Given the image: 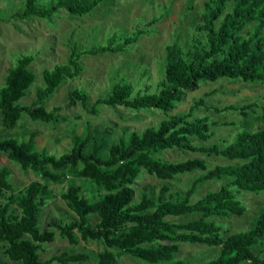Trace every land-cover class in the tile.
<instances>
[{"label":"trees","instance_id":"obj_1","mask_svg":"<svg viewBox=\"0 0 264 264\" xmlns=\"http://www.w3.org/2000/svg\"><path fill=\"white\" fill-rule=\"evenodd\" d=\"M105 0H25L24 8L16 16H37L50 19L60 9L72 15L92 12ZM168 9L155 15L145 26L137 25L129 34L114 32L106 43L88 48L74 42L66 62H58L43 71L44 85L37 89L32 105L19 101L33 85L36 74L30 65L37 54H21L15 66L9 68L0 87V115L6 128L17 126L24 112L34 120H56L61 106L47 109L43 102L67 79L79 76L84 70L82 56L105 53H125L150 26L161 20ZM251 26V28H249ZM240 79L244 82H264V0H205L202 21L187 48L166 45L164 76L153 88L152 84L137 87L122 78L110 92L100 96L88 107L89 94L85 89L69 91L67 105L79 101L96 112L100 104L112 107L126 106L132 110L158 109L167 113L160 123L148 126L143 132L132 131L128 137L105 145V135L96 130L72 136L70 149L56 155L46 146L38 148L36 134L27 139L0 138V155L25 170L41 175L32 180L18 195L10 182V169L0 166V249L8 258L22 264H63L82 262L93 257L92 264H114L118 257L130 254L148 263L187 264L176 259L181 243H202L220 247L217 256L203 264H264V208L250 229L222 233V226L212 217L224 218L231 214L244 215L245 205L238 198L241 191L259 194L264 191V128L240 129L235 137L221 146L218 143L199 144L194 139L210 140L215 135L216 121L208 114H198L201 107L215 112L238 111L248 116V110L257 113L264 105H211L207 101L214 91L196 98L185 112L169 114L177 102L206 81ZM264 120V113L261 114ZM228 122L224 124H232ZM169 148L218 155L229 163L208 168L201 157L168 161L157 153ZM142 170L162 180L176 175L204 171L185 190L171 192L164 183L156 195L144 190L135 199L132 188ZM60 193L66 205L77 215L74 220L51 222L59 235L70 243L100 241L104 250L61 253L46 260L40 259L42 244L53 242L57 232L42 229L39 212L57 196L50 184H64ZM230 178L217 190H210L194 199L200 183L210 179ZM16 204V207H13ZM199 214L197 218L175 221L173 217ZM255 248H259L258 252ZM0 264H5L0 256Z\"/></svg>","mask_w":264,"mask_h":264},{"label":"rangeland","instance_id":"obj_2","mask_svg":"<svg viewBox=\"0 0 264 264\" xmlns=\"http://www.w3.org/2000/svg\"><path fill=\"white\" fill-rule=\"evenodd\" d=\"M25 0H0V87L10 67L15 66L19 56L23 53H35L36 59L30 65L36 74L33 85L26 95L20 99L23 105H32L36 99L37 89L44 85L43 71L53 68L58 62H66L70 47L74 42L79 46L88 48L103 44L114 32L129 34L137 25L145 26L153 16L160 15L167 9L169 11L158 22L150 26V32L129 47L125 53H105L98 55H83L84 70L74 78L61 83L56 91L47 98L43 105L47 109L61 106L57 111L54 121L46 122L32 119L26 112L23 113L17 126L6 128L2 124L0 115V138L13 137L19 140L27 139L31 133L36 134L38 148L45 147L51 153L61 155L70 149L72 136L85 134L86 130L100 131L105 135V145L110 146L118 142L121 136L128 137L132 131L143 132L148 126L158 125L167 113L158 109L132 110L126 106L112 107L100 104L96 112L85 108L79 101L67 105L68 93L74 88L85 89L89 94L88 107L96 99L110 92L114 83L126 78L137 87L144 84L156 83L164 76L166 60V45L174 44L176 48L184 49L190 44V39L195 33V26L202 21V11L205 0H105L92 12L79 16L60 9L52 18L44 19L37 16H16L24 8ZM251 28V26L249 27ZM215 91L207 97L211 105L219 107L227 104L249 105L258 102L264 105V82H244L240 79H218L206 81L196 88L186 91L184 98L177 102L169 114L185 112L196 98L204 96L206 92ZM257 113L248 110V116L238 111L215 112L204 107L198 114H208L216 125L215 135L208 141L194 139L195 143H218L225 145L230 142L242 128L251 130L264 128L261 114L264 110L255 107ZM233 122L232 124H224ZM168 161L184 160L190 157H201L207 162L208 168L217 164L229 163L223 156L207 155L201 152L185 151L169 148L157 153ZM10 169V182L18 195L35 179L41 175L32 171L23 170L18 163L11 161L5 154L0 155V166ZM202 170L186 172L176 175L170 180H162L155 175L142 170L132 188L135 199H139L144 190H149L156 195L162 184L171 185V192L185 191L193 180L203 173ZM230 180L210 179L200 183L194 199H198L210 190H217L222 184ZM75 177H69L64 184H53L57 196L47 202L39 212V222L42 229H54L57 232L53 242L42 244L39 249L40 259L46 260L61 253H78L93 250L101 252L104 244L100 241H83L77 244L70 243L66 237L59 235V229L51 225L53 221L74 220L77 215L66 205L60 193L67 188L68 182H75ZM238 198L246 207L244 215L231 214L224 218L212 217L222 226L223 235L232 232L247 230L253 227L258 214L264 208V191L255 194L241 191ZM4 199H0L2 203ZM16 207V204H13ZM199 214H188L173 217L175 221H185L197 218ZM220 247L208 246L202 243H181L176 259H183L187 264H203L208 259L217 256ZM259 248H255L258 252ZM0 256L5 264H22L5 254L4 248L0 249ZM96 262L93 257L82 262L70 264H92ZM165 261L158 264H172ZM51 264H63L53 261ZM114 264H152L130 254L118 257ZM247 264V263H244Z\"/></svg>","mask_w":264,"mask_h":264}]
</instances>
